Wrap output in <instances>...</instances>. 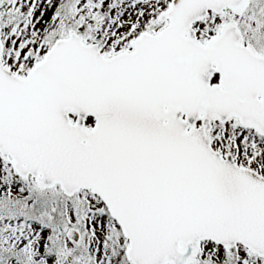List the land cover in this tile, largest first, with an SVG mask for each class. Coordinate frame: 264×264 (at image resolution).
I'll return each mask as SVG.
<instances>
[{
	"label": "snow or ice",
	"instance_id": "snow-or-ice-1",
	"mask_svg": "<svg viewBox=\"0 0 264 264\" xmlns=\"http://www.w3.org/2000/svg\"><path fill=\"white\" fill-rule=\"evenodd\" d=\"M0 264H264V0H0Z\"/></svg>",
	"mask_w": 264,
	"mask_h": 264
}]
</instances>
